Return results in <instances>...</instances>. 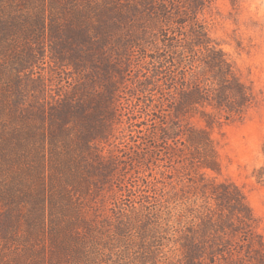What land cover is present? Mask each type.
I'll use <instances>...</instances> for the list:
<instances>
[{"label": "trees", "instance_id": "trees-1", "mask_svg": "<svg viewBox=\"0 0 264 264\" xmlns=\"http://www.w3.org/2000/svg\"><path fill=\"white\" fill-rule=\"evenodd\" d=\"M132 1L123 5L121 0H87L80 14L91 17L85 20L92 21L99 33L108 28L113 17L125 20L134 14L139 22L135 25L138 32L132 35L133 46L141 47V42L150 37L162 43L154 54L144 53L152 64L146 68L151 75L137 78L131 92L147 97L142 101L147 110L145 117L136 122L127 119L130 126L124 135L125 148L117 146L118 153H109L111 159L106 162L103 150L111 148L113 138L117 144L122 139L114 134L112 123L120 116L116 108L117 86L125 79L130 65L121 59L126 56L125 51L116 59L101 55L106 77L111 79L104 87L106 92L90 100L95 107L94 113L85 117L87 132L78 133L75 138L63 137V166L70 169V162L75 163L76 150L95 151L99 164L93 169L110 186L115 173L122 172L118 164L121 161L117 160L125 159L127 150L141 156L131 159L135 166L144 165L143 151L151 149L152 154L157 151L158 157L164 154L171 164H154L155 174L152 165L145 164L149 173L140 183L120 184L126 195L142 199L139 209L134 206L122 212L118 206L119 210L110 208L94 218L82 214L74 203L69 187L75 182L67 174L59 188L51 178L41 189L37 203L43 211L24 216L26 233L14 235L18 244L10 252L12 260H1L0 264H264V241L256 234L252 211L239 189L233 184L211 181L203 174H192L196 170H219L209 131L218 121L207 109L224 112L230 120L242 116L254 104L252 93L236 75L226 53L199 21L198 14L208 0ZM176 7L183 8L181 15L176 13ZM154 31L159 38H154ZM126 37L120 33L118 43H125ZM101 42L105 43L106 38ZM194 118H200L204 126L192 125ZM110 148L108 151L114 150ZM150 175L152 179H148ZM256 176L259 180L264 178V167ZM150 198L155 199L157 212L151 218L133 217L134 212L151 203ZM57 212L73 218L60 219ZM11 216L15 215L10 213L6 222L12 223L11 229L17 228L21 220ZM46 222L49 228L42 237ZM111 227L113 234L107 231ZM133 230L137 237L131 238ZM135 239L142 250L140 258H132L129 252Z\"/></svg>", "mask_w": 264, "mask_h": 264}, {"label": "rangeland", "instance_id": "rangeland-1", "mask_svg": "<svg viewBox=\"0 0 264 264\" xmlns=\"http://www.w3.org/2000/svg\"><path fill=\"white\" fill-rule=\"evenodd\" d=\"M86 1L0 0V261L12 260L10 252L18 244L14 235L26 233L24 216L43 211L37 203L41 189L50 180L59 188L67 174L75 182L69 187L74 203L82 214L94 218L110 208L119 210L118 206L122 212L134 206L139 209L142 199L126 195L120 184L140 183L149 171L145 164L152 165L153 174L157 169L154 164H171L164 154L158 157L157 151L152 154L151 149L143 151L144 165L135 166L131 159L141 156L127 150L125 159L117 160L121 161L118 164L122 172L115 173L110 186L93 169L99 164L95 151L76 150L75 163L70 162V169L64 168V138L87 132L85 117L92 115L95 107L90 100L106 92L104 87L111 79L106 77L101 55L116 59L125 51L126 56L121 59L130 65L125 79L117 86L116 108L120 116L112 123L114 134L122 139L117 144L113 138L114 143L107 148L114 150H103L102 157L107 162L111 159L109 153H118L117 146L125 148L124 135L129 133L130 126L127 119L136 122L145 117L147 110L142 101L147 97L131 92L137 78L151 75L146 68L152 64L144 53L154 54L162 45L150 37L141 42V47L133 46L132 35L138 32L135 25L139 22L134 14L125 20L113 17L108 28L99 33L92 21L85 20L92 18L80 14ZM121 2L127 5L133 1ZM205 7L198 14L200 23L226 53L236 75L252 93L254 104L242 116L230 120L224 112L207 109L218 121L209 131L217 150L219 170H196L192 174L236 186L252 211L256 234L264 241V178L259 180L256 176L264 167V0H208ZM175 10L179 15L183 13V8ZM120 33L127 36L125 43H118ZM153 35L159 38L157 31ZM102 38H106L105 43ZM59 57L66 60L61 62ZM81 105L86 107L81 109ZM191 123L204 126L200 118ZM160 150L164 152L163 147ZM149 200L151 203L134 212L133 217L151 218L157 212L155 199ZM10 213L21 220L17 228L11 229L12 223L6 222ZM56 215L64 220L73 218L60 212ZM48 228L46 222L42 237L47 235ZM107 231L113 234L114 228ZM136 235L133 230L131 238ZM133 241L130 255L140 258L141 247L137 239Z\"/></svg>", "mask_w": 264, "mask_h": 264}]
</instances>
